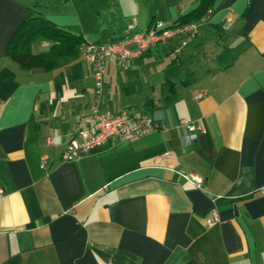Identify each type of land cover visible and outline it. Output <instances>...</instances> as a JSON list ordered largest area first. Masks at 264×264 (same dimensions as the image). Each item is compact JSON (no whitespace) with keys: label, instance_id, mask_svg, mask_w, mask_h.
Segmentation results:
<instances>
[{"label":"crops","instance_id":"1","mask_svg":"<svg viewBox=\"0 0 264 264\" xmlns=\"http://www.w3.org/2000/svg\"><path fill=\"white\" fill-rule=\"evenodd\" d=\"M196 4L0 0V264H264V0H215L186 46L176 37L131 59L109 57L102 108L164 127L112 137L72 161L62 151L89 117L90 63L79 50L57 69L28 71L5 53L17 25L36 14L105 42L129 23L137 31L173 23ZM225 33L227 49L204 51L206 36ZM225 52L233 62L210 68ZM179 55L196 71L189 81L151 72L157 58ZM185 122L202 127L190 142Z\"/></svg>","mask_w":264,"mask_h":264},{"label":"built area","instance_id":"2","mask_svg":"<svg viewBox=\"0 0 264 264\" xmlns=\"http://www.w3.org/2000/svg\"><path fill=\"white\" fill-rule=\"evenodd\" d=\"M212 13L209 10L199 21L172 26L160 19L152 20L151 24L141 31L135 30V23H129L127 31L122 37L105 42H91L83 40L78 50L83 57L90 63L94 80L93 99L90 104L89 117L85 120L82 127L79 128L76 138H71L62 151V159L65 161L79 157L102 147L107 141L115 137L117 139H126L133 136L147 134L152 130L163 129V125L153 121L149 117H132L127 111L119 114H112L107 109L102 108L103 86H104V68L106 60L114 56L117 60L137 57L152 45L158 42H166L170 39L179 37V46L184 47L201 34V26L206 23L207 18ZM232 18L227 17L225 28L231 24ZM202 92H197L195 98L202 97ZM188 134L185 137L186 142L196 138V133L201 131L200 125L185 122ZM51 138L46 139L51 143ZM166 152L165 156H169ZM43 159V158H42ZM181 176L197 188L204 186L202 177L193 172H183ZM211 222L218 220L217 210L211 209Z\"/></svg>","mask_w":264,"mask_h":264},{"label":"trees","instance_id":"3","mask_svg":"<svg viewBox=\"0 0 264 264\" xmlns=\"http://www.w3.org/2000/svg\"><path fill=\"white\" fill-rule=\"evenodd\" d=\"M214 2L215 0H197L192 10L179 15L171 25L180 26L199 21L213 9ZM32 9L37 12L35 6ZM83 40L86 39L79 32L59 27L42 14H36L17 25L8 39L5 53L23 70L51 71L74 60ZM41 41H48V48L34 51V46Z\"/></svg>","mask_w":264,"mask_h":264},{"label":"rangeland","instance_id":"4","mask_svg":"<svg viewBox=\"0 0 264 264\" xmlns=\"http://www.w3.org/2000/svg\"><path fill=\"white\" fill-rule=\"evenodd\" d=\"M232 34L230 33H225L216 36L214 39H209L207 36L204 39V51L205 52H213L217 53L220 50L223 49H227V44L228 42L232 44L233 38ZM215 49V50H214ZM221 58L216 61V62H212L210 61L209 63H207L208 65H210V68L213 67H224L227 64H230L231 62H233V57L234 55L232 53H222L220 54ZM175 56V54H174ZM209 56H213L212 54H209ZM167 57H163V58H157L156 61L154 62V69H152L151 72L155 71H163L164 72V76L166 74V77L169 78V80H172L174 82L179 81V80H188L191 77V72H196L195 70H193V68L190 67V63H188V58L187 55H179L180 60H177L175 62H173L170 58L169 61H167L166 59ZM168 62V63H167ZM167 64V65H166ZM193 73V75H194Z\"/></svg>","mask_w":264,"mask_h":264}]
</instances>
